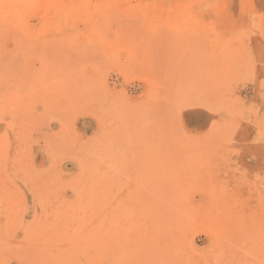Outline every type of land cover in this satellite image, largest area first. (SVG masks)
I'll use <instances>...</instances> for the list:
<instances>
[{
	"label": "rangeland",
	"instance_id": "374dc122",
	"mask_svg": "<svg viewBox=\"0 0 264 264\" xmlns=\"http://www.w3.org/2000/svg\"><path fill=\"white\" fill-rule=\"evenodd\" d=\"M0 264H264V0H0Z\"/></svg>",
	"mask_w": 264,
	"mask_h": 264
}]
</instances>
